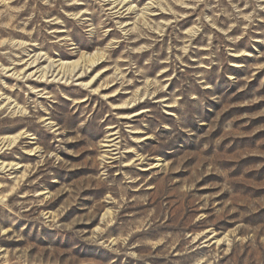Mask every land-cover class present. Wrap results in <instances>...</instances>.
I'll use <instances>...</instances> for the list:
<instances>
[{"label":"rangeland","instance_id":"374dc122","mask_svg":"<svg viewBox=\"0 0 264 264\" xmlns=\"http://www.w3.org/2000/svg\"><path fill=\"white\" fill-rule=\"evenodd\" d=\"M0 264H264V0H0Z\"/></svg>","mask_w":264,"mask_h":264},{"label":"bare ground","instance_id":"6f19581e","mask_svg":"<svg viewBox=\"0 0 264 264\" xmlns=\"http://www.w3.org/2000/svg\"><path fill=\"white\" fill-rule=\"evenodd\" d=\"M63 64H64V62H63Z\"/></svg>","mask_w":264,"mask_h":264}]
</instances>
